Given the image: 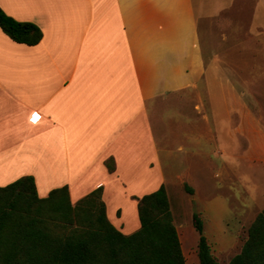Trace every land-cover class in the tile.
<instances>
[{
  "label": "crops",
  "instance_id": "0c3cea01",
  "mask_svg": "<svg viewBox=\"0 0 264 264\" xmlns=\"http://www.w3.org/2000/svg\"><path fill=\"white\" fill-rule=\"evenodd\" d=\"M0 8L42 33L26 46L0 29V187L31 176L39 198L67 186L73 205L101 187L123 235L137 230L123 209L162 185L168 146L209 140V96L226 91L213 37L232 33L233 48L251 53L263 46L264 0H0ZM248 90L232 91L235 108L247 110L248 94L258 102ZM170 111L179 120L167 121ZM252 201L258 208L243 207L241 219L264 209V194Z\"/></svg>",
  "mask_w": 264,
  "mask_h": 264
},
{
  "label": "rangeland",
  "instance_id": "374dc122",
  "mask_svg": "<svg viewBox=\"0 0 264 264\" xmlns=\"http://www.w3.org/2000/svg\"><path fill=\"white\" fill-rule=\"evenodd\" d=\"M232 36V33L225 32L223 41L219 40V35L213 37V43L219 46L211 50H216L220 65L224 67L226 91L209 96L208 142L188 147L181 141V150L172 145L168 146L169 152L163 154L166 168L161 184L167 193L185 264H199V234L193 226L194 214L202 220L203 235L216 262L228 264L241 252L254 218L252 214L241 219L243 207L254 209L252 198L264 194V115L259 111L264 103V32L257 33L258 44L263 46L255 51L252 49V53L243 47L233 48ZM239 73L241 84L237 81ZM248 82L252 84L248 89L257 91L258 102L255 104L256 100L248 94L247 110L241 111L235 108L232 91H237L239 86L249 91L244 85ZM190 113L194 123L201 122L198 113ZM166 117L169 122L180 118L172 111ZM186 173L189 177L185 176ZM111 195L115 197L114 193ZM144 195L147 193L139 198ZM135 205L134 211L123 209L122 218L128 223L136 220L138 231Z\"/></svg>",
  "mask_w": 264,
  "mask_h": 264
},
{
  "label": "trees",
  "instance_id": "16d2710c",
  "mask_svg": "<svg viewBox=\"0 0 264 264\" xmlns=\"http://www.w3.org/2000/svg\"><path fill=\"white\" fill-rule=\"evenodd\" d=\"M0 29L17 44L35 46L42 39L35 24L1 8ZM106 166L111 171L112 161ZM137 215L139 230L123 235L107 218L101 187L73 205L67 186L39 198L31 176L18 178L0 187V264H185L164 186L138 199ZM193 226L199 264H218L197 214ZM228 264H264V209Z\"/></svg>",
  "mask_w": 264,
  "mask_h": 264
}]
</instances>
